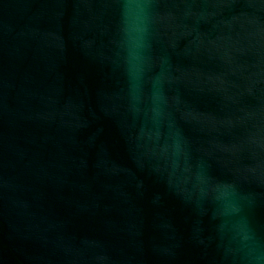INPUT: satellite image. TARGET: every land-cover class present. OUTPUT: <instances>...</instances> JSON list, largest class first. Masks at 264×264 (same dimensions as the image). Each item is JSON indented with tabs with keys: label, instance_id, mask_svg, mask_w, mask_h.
Wrapping results in <instances>:
<instances>
[{
	"label": "water",
	"instance_id": "1",
	"mask_svg": "<svg viewBox=\"0 0 264 264\" xmlns=\"http://www.w3.org/2000/svg\"><path fill=\"white\" fill-rule=\"evenodd\" d=\"M0 264H264V0H0Z\"/></svg>",
	"mask_w": 264,
	"mask_h": 264
}]
</instances>
